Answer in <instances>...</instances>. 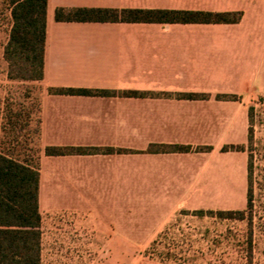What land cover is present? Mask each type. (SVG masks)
Segmentation results:
<instances>
[{
	"label": "crops",
	"instance_id": "obj_1",
	"mask_svg": "<svg viewBox=\"0 0 264 264\" xmlns=\"http://www.w3.org/2000/svg\"><path fill=\"white\" fill-rule=\"evenodd\" d=\"M58 7L241 12L242 18L233 24L58 22ZM40 86L42 150L101 149L42 152L41 215H69L84 227L80 234L94 239L155 237L178 212L216 211L231 189L247 186L246 150L222 148L246 145L247 104L264 96V0H48ZM51 87L115 94L54 95ZM130 90L145 94L124 95ZM186 93L205 96H181ZM162 144L190 150H148ZM91 250L94 261L42 264H102L104 250L119 249Z\"/></svg>",
	"mask_w": 264,
	"mask_h": 264
},
{
	"label": "trees",
	"instance_id": "obj_2",
	"mask_svg": "<svg viewBox=\"0 0 264 264\" xmlns=\"http://www.w3.org/2000/svg\"><path fill=\"white\" fill-rule=\"evenodd\" d=\"M48 0H0V13L9 25L2 49L6 64L5 77L9 82L40 84L44 77L46 12ZM242 18L241 12H205L175 9L58 7L54 19L58 22H125L159 24H233ZM41 92V86H40ZM54 95H112L114 91L86 88L51 87ZM145 93L130 90L127 96ZM193 99L204 94L186 93ZM217 98L236 100L235 95ZM260 101L264 96L259 97ZM0 124V264H42V215L39 210L40 157L87 154L99 148L40 147V103L24 105L13 99L3 100ZM36 111V113H35ZM36 117L34 118V115ZM248 139H252L253 107H248ZM246 145H226L222 150H246ZM150 152H187L186 145H151ZM105 152L113 148L103 149ZM121 152L122 149H117ZM252 156L248 154L246 204L241 210L194 211L220 219L248 220L250 226L246 243L248 264H252ZM264 264V263H263Z\"/></svg>",
	"mask_w": 264,
	"mask_h": 264
},
{
	"label": "rangeland",
	"instance_id": "obj_3",
	"mask_svg": "<svg viewBox=\"0 0 264 264\" xmlns=\"http://www.w3.org/2000/svg\"><path fill=\"white\" fill-rule=\"evenodd\" d=\"M1 7V6H0ZM8 23L0 13V124L3 100L10 98L36 110L40 84L9 82L2 49L7 39ZM253 107L252 139L246 142V152L252 156V264L264 263V100L259 96L248 102ZM36 113V111H35ZM36 114L34 115V118ZM246 185L231 189L224 207L215 210L245 207ZM221 208V209H220ZM69 215L42 214V262L94 261L91 247L104 249L117 246L118 253L104 250L102 264H248L246 238L248 220L220 219L207 214L177 213L155 237L103 238L84 237V227ZM87 229V228H85ZM149 250V252H147ZM99 258V259H100Z\"/></svg>",
	"mask_w": 264,
	"mask_h": 264
}]
</instances>
